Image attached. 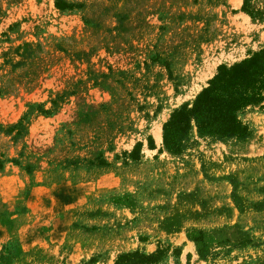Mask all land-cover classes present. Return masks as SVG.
<instances>
[{
	"label": "rangeland",
	"instance_id": "obj_1",
	"mask_svg": "<svg viewBox=\"0 0 264 264\" xmlns=\"http://www.w3.org/2000/svg\"><path fill=\"white\" fill-rule=\"evenodd\" d=\"M56 1L0 0V264H264V108L163 144L264 0Z\"/></svg>",
	"mask_w": 264,
	"mask_h": 264
},
{
	"label": "trees",
	"instance_id": "obj_2",
	"mask_svg": "<svg viewBox=\"0 0 264 264\" xmlns=\"http://www.w3.org/2000/svg\"><path fill=\"white\" fill-rule=\"evenodd\" d=\"M55 4L61 9L67 7L61 0ZM254 107L264 108V46L229 66L219 65L192 104L174 109L164 122L163 144L168 150L178 151L192 122L200 133L220 140L246 138L249 130L240 114ZM138 148L137 144L133 151ZM133 256L147 258L135 251L119 255L115 264Z\"/></svg>",
	"mask_w": 264,
	"mask_h": 264
},
{
	"label": "bare ground",
	"instance_id": "obj_3",
	"mask_svg": "<svg viewBox=\"0 0 264 264\" xmlns=\"http://www.w3.org/2000/svg\"><path fill=\"white\" fill-rule=\"evenodd\" d=\"M247 17L248 16H243V18L244 19H247ZM249 19V18H248ZM247 22V21H246ZM233 23V22H232ZM256 29V28H255ZM210 49V48H209ZM243 51V50H242ZM221 55H222V53H221ZM231 58V57H230ZM203 69V68H202ZM208 70V69H207ZM212 71H213V67H211V68H209V71H208V73L206 74V75H209V74H211L212 73ZM204 73V72H203ZM202 73V74H203ZM200 76V75H199ZM202 84V83H201ZM196 85V84H195ZM200 88V87H199ZM194 89V88H193ZM196 90V89H195ZM199 90V89H198ZM197 90V91H198ZM190 92H191V90H190ZM189 92V93H190ZM192 93V92H191ZM187 99V98H186ZM156 134H157V136H158V138L161 140V130H160V126H158V128H157V130H156Z\"/></svg>",
	"mask_w": 264,
	"mask_h": 264
}]
</instances>
